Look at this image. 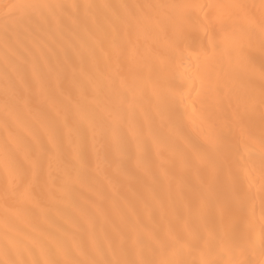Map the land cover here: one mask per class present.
I'll return each instance as SVG.
<instances>
[{
	"label": "bare ground",
	"instance_id": "obj_1",
	"mask_svg": "<svg viewBox=\"0 0 264 264\" xmlns=\"http://www.w3.org/2000/svg\"><path fill=\"white\" fill-rule=\"evenodd\" d=\"M0 264H264V0H0Z\"/></svg>",
	"mask_w": 264,
	"mask_h": 264
}]
</instances>
